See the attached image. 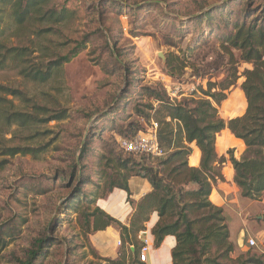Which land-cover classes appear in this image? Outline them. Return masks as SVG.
<instances>
[{
	"label": "rangeland",
	"instance_id": "obj_1",
	"mask_svg": "<svg viewBox=\"0 0 264 264\" xmlns=\"http://www.w3.org/2000/svg\"><path fill=\"white\" fill-rule=\"evenodd\" d=\"M6 3L0 5V46L26 48L31 65L42 71L60 57L68 55L70 61L45 83L14 70L0 71V86L17 89L27 98L21 103L6 97L17 109L35 114L33 105L43 107L48 113L40 119L58 111L67 115L29 128L14 126L0 136V149L41 150L35 157H6L0 151V231L14 237L0 264L9 263V253L22 258L43 235L53 243L42 264H106L74 211L76 206L84 209L86 199L77 204L73 198L68 204L79 175L85 178L82 194L104 193L97 173L105 149L128 157L118 140L137 128L146 130L151 122L137 117L136 106L156 120L154 111L141 106L148 103L139 95L144 88L163 87L168 92L182 86L194 88L199 96L198 87L206 88L207 82L219 85L237 67L239 79L227 98L241 92V74L252 65L240 62L239 51H232L236 63L226 65L218 38L242 19L247 25H264V0H51L57 12L65 8L72 13L67 22L35 20L23 25L16 24ZM206 13L209 21L199 24L196 18ZM171 55L186 64L173 80L165 75ZM239 103L246 108L242 92ZM98 185L102 190L96 191ZM231 200L223 209L234 248L226 264L264 256V193L258 201L243 199L239 192L238 197L231 194ZM249 239L255 241L253 247ZM116 248L119 252L121 246Z\"/></svg>",
	"mask_w": 264,
	"mask_h": 264
},
{
	"label": "trees",
	"instance_id": "obj_2",
	"mask_svg": "<svg viewBox=\"0 0 264 264\" xmlns=\"http://www.w3.org/2000/svg\"><path fill=\"white\" fill-rule=\"evenodd\" d=\"M8 2L11 6L10 16L17 25L35 20L59 24L67 22L72 16L65 8L57 12L51 7V0ZM5 4L6 0H0L1 6ZM209 15L206 13L196 18L197 22L202 24L209 21ZM242 20L233 25L232 31H227L226 27V32L218 38L220 48L227 58L226 65L236 63L232 51H239L240 62L252 65L251 70H244L241 74L244 80L240 90L246 103L242 116L223 120L217 110L239 79L237 67L227 72L219 85L207 82L206 88L198 87L199 96L194 92L171 101L163 87L144 88L139 95L146 98L148 103L141 106L148 112L155 113L156 120L153 122L158 126L157 141L165 151V156L151 158L127 155L128 157L122 158L112 149H105L99 159L97 173L99 179L104 181L103 194H82L80 186L85 178L81 177L82 174L79 175L75 194L68 204H71L73 198L77 200V204L81 198L86 199L84 209L80 211L77 206L74 207L85 232L91 235L109 226L116 227L120 232L121 249L116 259H105L106 264H140L137 257L141 245L137 235L146 230L145 225L154 213L157 215V222L150 232L154 248H158L168 236L175 238V246L171 251L172 264H226V261H231L229 256L234 248L223 209L214 206L209 200L217 180H223L220 172L214 168L215 163L219 166L225 163V159L217 158L215 152V139L221 131L227 129L245 146L238 161L232 157V152L228 153L234 171L233 183L239 196L258 201L264 193V25L261 21L247 25ZM0 50V71L14 70L19 76L38 83L47 82L54 72L70 61L68 55L60 57L42 71L39 66L31 65L28 59L30 52L26 48L0 46ZM185 68L184 61L171 55L165 62V75L173 80ZM6 97L21 103L28 102L21 91L0 86V125L3 127L0 136L7 134L5 130L14 126L29 128L67 118L64 111H58L47 119H40L39 115L45 116L48 113L45 108L33 105L35 114H29L17 109L14 102ZM154 105H157V109ZM134 110L137 117L153 120L138 106ZM139 131L141 130L137 128L131 135L120 138L131 139ZM192 144L201 155L198 168L190 167L188 163ZM0 151L6 157H35L41 152L40 149L18 147L3 148ZM134 177L145 179L151 190L134 206L129 223L124 226L106 215L96 204L114 190L125 192L128 200L131 196L128 182ZM98 190H102L100 185L96 188ZM13 240L12 233L0 231V256ZM52 240L49 235L35 239L22 258L9 253L8 264H42L49 254L47 248L53 243ZM232 264H264V256L253 255L245 261L238 260Z\"/></svg>",
	"mask_w": 264,
	"mask_h": 264
},
{
	"label": "crops",
	"instance_id": "obj_3",
	"mask_svg": "<svg viewBox=\"0 0 264 264\" xmlns=\"http://www.w3.org/2000/svg\"><path fill=\"white\" fill-rule=\"evenodd\" d=\"M241 92H231L229 98L221 103L218 109V115L223 120H228L242 116L244 108L239 103V96ZM235 100V101H234ZM236 102V103H235ZM241 102V101H240ZM236 104V105H235ZM240 105V106H239ZM245 150L243 142L236 139L227 129L217 134L215 139V152L217 158H224L225 163L219 166L214 164L216 171L220 172L223 177L222 181L217 180L209 200L211 203L219 208L224 209L231 200V194L235 197L238 189L233 183L234 171L229 160V152H232V157L235 160H240ZM200 152L198 148L192 144L191 154L188 159L190 167L198 168L200 163ZM130 198L127 200V195L121 190H114L106 198L98 200L96 206L106 215L120 222L124 226L128 225V220L134 211V205L137 204L146 194L151 190L149 183L145 179L131 178L128 182ZM157 222L156 213L150 216L146 223V231L149 232V251L147 252V261L144 264H172L171 251L175 246V238L168 236L158 248H154V239L151 235V229ZM93 246L107 259H116L118 252H116L117 242L120 241V232L114 226H109L103 231L91 234ZM141 264V263H140Z\"/></svg>",
	"mask_w": 264,
	"mask_h": 264
},
{
	"label": "built area",
	"instance_id": "obj_4",
	"mask_svg": "<svg viewBox=\"0 0 264 264\" xmlns=\"http://www.w3.org/2000/svg\"><path fill=\"white\" fill-rule=\"evenodd\" d=\"M181 87L182 86H178L169 90L168 92L166 91L171 101L179 100L182 97H187L188 95L196 92L194 88L184 90ZM157 130V124L151 121L146 130L138 132L133 138H120L118 140V146L125 155H133L136 157L146 156L151 158H162L166 153L159 147L157 141ZM149 237L150 234L146 230L139 232V234L137 235V240L141 245L137 260L141 264H144L147 261V252L149 251ZM247 244L249 247H253L255 245V241L253 239H249L247 241ZM117 246H121L120 241L117 242Z\"/></svg>",
	"mask_w": 264,
	"mask_h": 264
},
{
	"label": "water",
	"instance_id": "obj_5",
	"mask_svg": "<svg viewBox=\"0 0 264 264\" xmlns=\"http://www.w3.org/2000/svg\"><path fill=\"white\" fill-rule=\"evenodd\" d=\"M239 243H240V245H242V243H243L242 239H240Z\"/></svg>",
	"mask_w": 264,
	"mask_h": 264
},
{
	"label": "bare ground",
	"instance_id": "obj_6",
	"mask_svg": "<svg viewBox=\"0 0 264 264\" xmlns=\"http://www.w3.org/2000/svg\"><path fill=\"white\" fill-rule=\"evenodd\" d=\"M235 101V100H234ZM236 103V102H235ZM236 105V104H235Z\"/></svg>",
	"mask_w": 264,
	"mask_h": 264
}]
</instances>
